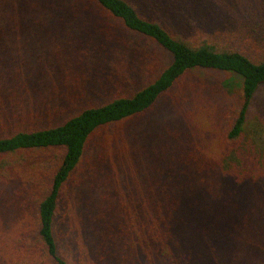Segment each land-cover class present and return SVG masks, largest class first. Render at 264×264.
I'll return each instance as SVG.
<instances>
[{"label": "trees", "instance_id": "1", "mask_svg": "<svg viewBox=\"0 0 264 264\" xmlns=\"http://www.w3.org/2000/svg\"><path fill=\"white\" fill-rule=\"evenodd\" d=\"M168 2L0 0L4 107V92L20 87L13 71L38 73L40 55L34 49L49 39L56 52L71 50L102 74L94 81L107 86L115 79L120 89L54 125L21 128L16 111H0V185L20 207L14 224L9 217L1 221L0 243L8 252L4 258L6 252H0V264H88L78 256L74 234L79 208L84 228L96 230L92 256L98 251L99 264H264V166L258 173L242 172L233 163L251 101L264 85V0ZM173 9L179 18L169 20ZM190 14H198L201 23ZM214 14L223 27H234L239 45L213 36ZM113 24L170 60L152 55V49L121 46L110 32ZM11 55L16 61L9 66ZM138 55L153 61L140 68L134 61ZM199 68L242 80L241 100L231 108L221 141L207 131L199 136L192 122L164 126L145 118ZM156 136L147 150L145 144L136 147ZM118 140L122 144L113 151ZM91 144L101 145L92 158ZM138 150L148 161L153 154L150 163H136ZM3 203L5 213L6 203H12L7 198Z\"/></svg>", "mask_w": 264, "mask_h": 264}, {"label": "rangeland", "instance_id": "2", "mask_svg": "<svg viewBox=\"0 0 264 264\" xmlns=\"http://www.w3.org/2000/svg\"><path fill=\"white\" fill-rule=\"evenodd\" d=\"M172 1L169 0L168 3H172ZM189 10L190 8L186 11ZM173 12H175L174 16L170 13L167 19L174 20L179 18L177 16L178 13L174 9ZM179 12L183 13V10ZM189 16L193 17L191 14ZM216 18L217 16L214 14L211 19L217 28V32L213 36L228 44L239 45V41L233 37L232 31L234 27H223L215 20ZM194 20L201 23L198 20V14L195 15ZM188 23L194 24V21L191 20ZM207 31L210 32L209 29ZM110 32L123 42L121 46L125 47L130 44L137 49L139 47L141 49H152V55L154 52H158L159 58L164 56V61L170 60V56L163 52V50L153 45H148L144 38L135 36L120 24H113ZM54 41L53 39H49L36 45L34 50L40 55L36 67V70H39L38 73L28 76L27 74L12 70L15 74L11 77L20 83V87L11 93L4 92L2 100L5 101V107L2 101H0V111L6 112V108L14 110L16 111L15 113L19 114L16 121L21 128L28 129L60 123L70 114L79 112L88 106L107 101L120 91L119 87L115 85L117 82L115 79L114 82H109L107 86L103 85L102 82L94 81L93 77L100 78L102 74L96 69H90L85 60L80 59L81 57L76 58L71 56L75 55L71 50H68L69 52L66 54L56 52L53 48L55 46ZM127 60H130V58ZM15 61L16 59L13 55L8 56V65L11 64L9 66H12V63L14 64ZM134 61L140 63L141 65H138L142 68V66L153 60L146 59L143 55H138L134 58ZM154 69L151 65L148 67L149 72H153ZM143 71H145L144 68ZM8 72L10 73L11 70L8 69ZM241 84V78L232 73L200 68L192 70L187 74L186 78L178 83L171 94L158 103L145 118H152L151 120L164 126H167L170 122L182 123L184 121L185 127H188L189 123L192 122L195 125V132L199 136H204V131H207L211 135H214L217 141H221V137L232 121L233 113L231 108L233 109L241 100ZM7 88L11 89L10 86H7ZM107 133L112 136L114 129H110ZM158 136L154 139L150 137L146 138L141 145L136 147L139 148L145 144L147 150V147L155 145ZM263 141L264 85H261L251 101L245 136L236 155L237 159L235 158V162H233L234 165H241L239 171L243 172L247 170L248 172L258 173L263 168ZM98 143H102V139L99 138ZM121 144L122 141L118 140L112 147V150L117 151ZM100 147L101 145L99 144H91L88 157L92 158L96 156ZM152 156L153 154H151L148 161L145 151L138 150L136 163L142 166L143 163H150ZM112 157H115V155ZM4 188L5 186L0 185V208L5 205L3 198H7V201L12 203V207H9L6 203L5 213L0 209L1 233L4 225L1 221L9 217L8 221L14 224L12 216H15L16 212L20 211L19 200L18 205L17 201L13 204V196H9ZM78 211L80 213L77 214L78 218L75 219L74 233L78 242V256L88 264H99L96 256L98 251L95 256H92L98 247L93 242L96 230L90 227L84 228V220L79 221L80 216H82V209L79 208ZM5 246V242L0 243V252H6L7 247ZM7 252L2 253V258L7 255ZM87 254L88 257L85 259L84 256Z\"/></svg>", "mask_w": 264, "mask_h": 264}]
</instances>
